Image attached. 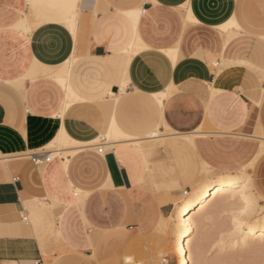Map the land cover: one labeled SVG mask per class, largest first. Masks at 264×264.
Instances as JSON below:
<instances>
[{
	"label": "crops",
	"instance_id": "1",
	"mask_svg": "<svg viewBox=\"0 0 264 264\" xmlns=\"http://www.w3.org/2000/svg\"><path fill=\"white\" fill-rule=\"evenodd\" d=\"M157 1H116L96 14L98 0H62L63 20L49 6L39 16L33 11L42 23L31 35L12 25L18 16L8 8L11 2L0 1V151L7 156V171L0 170V264H62L69 253L72 264H91L87 257L99 239L106 243L140 228L152 234L173 210L171 201L159 202L138 188L148 166L153 174V161L166 158L155 142H143L147 153L127 143L106 154L84 146L68 161L61 156L36 164L27 152L51 141L61 123L79 138L101 134L113 117L136 138L166 128L173 131L159 141L166 153L164 139L177 135L170 146H193L198 161L220 172L240 169L257 155L263 137L256 133L264 131V13L254 4L264 0H223L224 19L196 0ZM181 5L193 8L195 23L186 25L176 7ZM138 7L143 12L136 28L124 11ZM75 10L96 15L80 23L89 46L82 64L72 54L75 31L63 25ZM233 16L242 32L234 28L225 44L218 26ZM137 29L148 48L131 60L127 51ZM173 47L176 64L161 51ZM32 57L39 67L38 57L49 64L66 59L60 69L76 58L71 84L84 100H98L77 102L60 117L64 91L57 83L26 80V92L17 91L11 84L22 82L12 80ZM158 91L168 93L163 107L153 97ZM109 179L113 186H106ZM171 264H177L175 256Z\"/></svg>",
	"mask_w": 264,
	"mask_h": 264
},
{
	"label": "rangeland",
	"instance_id": "2",
	"mask_svg": "<svg viewBox=\"0 0 264 264\" xmlns=\"http://www.w3.org/2000/svg\"><path fill=\"white\" fill-rule=\"evenodd\" d=\"M0 1L3 2L4 0H0ZM61 1L62 0H32L31 4L26 5L28 8L27 13L29 15L30 23L33 22L35 24L39 22L35 24L36 27L33 24L32 27H34V29L32 30L30 29L31 31L30 30L28 31L30 32L28 33V35H31L34 31H37L42 23V20L40 18L38 20L37 19L34 20V18L30 16V12L36 11V13L39 16V11L41 10V8L49 6L50 8H53L54 16L55 17L61 16L63 20V18L66 16V13L62 9L63 3ZM100 1H101L99 2L100 13H103L106 9L111 8L112 6L116 7L117 6L116 1L119 3L122 2L123 0H115V1L100 0ZM196 2L197 4L199 3V5H207L208 12H210L211 14L217 13L220 19H224L228 15L225 12L226 11L225 7H223L225 4L223 0H196ZM254 5L260 7L261 12L264 13L263 2H257ZM11 6L12 7H8V6L5 7L14 9L15 6L13 4ZM127 8H123L122 10H125ZM180 12L183 15V11L180 10ZM91 15L96 16L95 14H91V13L86 14L82 12L79 14L76 22L75 34L73 35V41L75 47L72 54L75 53L77 55L79 64L84 63L89 57L88 56L89 46L87 45V36L84 34V32L86 31V25L85 24L81 25L80 23L82 22V20L86 18H91ZM63 25L67 27L64 21H63ZM24 32L26 33V31ZM38 59L39 62L41 63L40 64L41 68L39 73L36 74L31 73L32 75L28 74L29 69L30 71H35V69L32 66V64L34 63L32 57L30 65L28 66L27 70L21 75V77L12 80V81H21L22 83L21 84L10 83L13 88H15L19 92H23L24 94L26 92V80H30L34 82L36 79L39 78L49 79L50 81L57 83L60 87H62V85L59 84V82H57L56 80L53 79L52 76H50L51 74L46 67L47 66L51 67L52 71L59 70L64 64L66 59L63 61V63H58V64L43 63L39 57ZM47 72L49 74H46ZM262 79H264V77H262ZM86 100L95 101L98 99L87 98L83 101ZM62 108H64V105L62 106ZM61 112L62 111L58 113L59 116ZM68 129L70 133L74 137H76L72 133L70 128ZM163 132H164V134L162 133L163 136L154 139L155 141L152 139H147V140L145 139L144 141L142 140V144L143 142H147V143L159 142L161 138L164 137V135L173 133V131H170L166 128ZM96 136L98 137L100 135L96 134L94 137ZM262 136L264 137V135ZM91 138L93 137L79 138V139L87 140ZM176 138H178L177 135H169L164 139L169 145L167 149L168 153H166L165 147L158 145L159 152H163V154L166 155V158L154 160L153 163L155 170L153 174H151L149 170H147V175L145 180L142 183H140L138 186L141 194L148 189L149 192H151L154 195V197L158 199L159 202L171 201L173 203V210L171 214L166 219H164L162 223H160V225L157 227L155 232H153L152 234H148L143 229L140 228L138 229V232L136 234L133 231L124 230L116 237L113 236L114 238L112 237L113 239L106 243L104 242V240L99 239L91 250V253L94 256L91 257L88 256L87 259H91V264H136V263L171 264L175 256L173 250L175 231L171 217L174 215L176 207L180 204L181 200L186 196V194H184V191L185 190L191 191L193 188L199 187L201 185L203 178L204 181H211L217 179L219 176L223 174L224 175L228 174L232 176L233 175L237 176V174L238 175L241 174L244 175L245 177L246 176L250 177V181L248 182L250 186L247 189V191L249 190L248 192L254 200L253 204H251L249 208L248 207L246 208L245 205H243L240 202L241 200L238 199L239 198L238 195L228 196V198L224 200L225 203L227 202V204H225L224 207H221V205L217 203V199H214L210 203L206 204L199 213V216L201 217L197 215L196 218V220L198 221L200 219H204L205 230L201 236L198 234V232H194L192 234V239L189 244L190 245L189 252L192 259H190L189 264H195L192 251H194V248L200 242L202 246V250H201L202 259L206 264H216L217 260L220 259H222V264H264V239L257 238L256 235L255 236L256 241L251 243L242 242V238H244V236L246 235L245 226L247 224H250L251 221L253 220L251 216H250L251 219L249 218V215L255 213L259 214L260 216H262V214L264 215V156L260 160L256 159L255 161H253V163H251V161L255 158L254 157L247 165L232 172L215 171L207 163L198 161L194 153L193 146L182 149H178L170 146V142L172 140H175ZM187 138L193 140L194 136L188 135ZM55 139L56 138L53 137L51 141H49L43 147L39 148L36 152L47 151L49 152L48 154H50L52 160L55 159L56 157L60 158L62 154L54 155L53 152L54 149L62 148L63 146L59 145L60 143L58 142V139L57 140ZM106 141L109 140L108 139L104 140L103 137L102 138L99 137V140L96 142L97 144L100 143L98 146L96 147L88 146V147L95 148V150L98 153H100L98 151L99 150L98 148L102 147L103 148L102 154H106L112 148L111 146L110 147L108 146L109 144H105ZM50 150H52L53 152ZM27 153L28 156H31L35 152L28 151ZM2 155L3 153L0 151V156ZM0 162H3V159H0ZM204 164L207 166H205ZM204 166L206 167V169L208 168L206 172H204ZM151 175L154 179L151 177ZM164 178L167 179V181H172V182H166V184L159 183V181H162ZM79 192L75 191L76 194ZM77 195L79 197L80 193ZM254 209H256L257 211ZM251 210L252 211L254 210L256 212L251 213ZM242 222L244 224L240 225V223ZM71 255L72 253L63 256L62 264H72L70 257ZM95 257L99 262L96 260ZM127 257H131L130 262H127L126 260ZM164 258H167L168 260L166 263L163 262ZM48 261L49 260H47V262Z\"/></svg>",
	"mask_w": 264,
	"mask_h": 264
},
{
	"label": "bare ground",
	"instance_id": "3",
	"mask_svg": "<svg viewBox=\"0 0 264 264\" xmlns=\"http://www.w3.org/2000/svg\"><path fill=\"white\" fill-rule=\"evenodd\" d=\"M9 1L15 6L12 11L14 12L15 15L18 16L16 23L13 25L16 28L21 29L22 31L23 30L26 31V33H30L28 31L30 29L31 30L34 29V27H32L34 23L33 22L30 23V21H29V15L26 14V9H27L26 5L31 4L32 0H25V1H23V0H9ZM147 1L153 2L154 4L158 3L157 0H147ZM99 2H101V1L98 0V2L96 3L97 6H95L96 7L95 8L96 14L98 12H100ZM176 7L179 10L183 11L184 20L186 22V25L187 24H193L197 21L196 18L194 17V11H193L192 7H187V6L185 7L184 5L176 6ZM142 12H143L142 7H138L135 9H130V10L124 11V13L133 20L136 28H137L138 19H139ZM78 13H79V11L75 10L73 15H71L70 17H68L64 21V23L67 25V27L72 32H74L75 28H76V19H77ZM30 16H32L34 18V20L39 19L38 16L36 15V13H34V12H32L30 14ZM37 23H39V22H37ZM37 23H35V24H37ZM35 24H34V26L36 27ZM218 28L221 30V32L224 33L223 39H224L225 44H227L230 41V39L235 35V33L233 32L234 28H236L242 32V27H241L239 21L234 16L230 17V19H228L225 23L223 22V24L219 25ZM263 39H264V37H263ZM146 48H148V46L142 41V39L138 33V29H137V35L135 38V42L127 51V53H129V55H130V59L132 60V58L138 52H140ZM161 51L164 53V55L167 57V59H169L173 64H176L177 58L179 56V51H178L177 47H173V48H169V49H163ZM74 60H75L74 57L69 59L67 64L65 65V67L63 69L56 70V71H49L51 74L50 76H52L54 80H56L57 82H59V84L62 85V88L64 91V104H63L64 108H62V110H61L62 111L60 114L61 117H63L64 112L67 109H69L73 104L84 100V98H82L76 92L77 90L74 89V87L70 81V73H71V68H72ZM32 66L35 69V71H30V69H29L28 74L32 75V74L39 73L40 67L37 64V62L34 63ZM46 74H49V73L47 72ZM127 83H128V78H126V80L122 86V92L125 91V86L127 85ZM119 97H120V95L116 96V101L119 99ZM153 97L158 102V104L161 107H163L165 99L168 98V93L166 91H158V92H155L153 94ZM159 120H161V119H159ZM161 122H159V123H161ZM61 124H62L61 127L57 131L58 133L54 137L56 138L55 140L58 139V142L60 143L59 145H62L63 147L58 148V149H54V152L52 150H50V151H52L54 153V155L57 153H59L60 155L62 154V157L65 158V160H67V161H68L70 156L74 155L77 150H79L80 148H82L84 146H87V147L88 146H95V147L98 146L100 143L97 144L96 142L99 140V137L100 138L103 137L104 140L108 139L109 141H106L105 144H109L108 145L109 147L110 146L114 147V145H116V144L118 145V144H122V143H127V144H131V145L135 146L136 148H138L142 152L147 153L149 146H147V147L143 146L142 140L144 141L145 139H156V138L163 136V134H164L163 130L162 131L160 130L161 127H160V129H158V128H156L157 127L156 126L155 129L150 131L145 138H143V137L142 138L141 137L136 138L132 134L128 133L129 131L126 132L124 129H122V127L119 125V123L113 117L110 124L106 128V130L103 131L101 134H99L100 136H98V137L96 136V137L92 138L91 140L85 141V140L75 139L73 136H71L68 133V131L64 127V124L63 123H61ZM256 134L262 136V135H264V131L259 129ZM186 137H188V135ZM156 143L161 145L162 147H164V145L162 143H160V142H156ZM98 149H100V148H98ZM47 153H49V152H47ZM263 153H264V139L261 142V146H260V149H259L257 155L251 161V163H253V161L258 159V157L260 155H262ZM22 155H23V153H22ZM6 158H7L6 155L0 156V159H3V162H0V170L3 172L7 171ZM205 166H207V165H205ZM205 166H204V172H206L208 169V168L206 169ZM148 170L152 174V170H151L150 166H148ZM209 170H211V169H209ZM151 177H152V175H151ZM249 181H250L249 176L245 177L244 175H241V174H239V175L237 174V176H235V175L232 176V175H228V174L224 175L223 174V175L219 176L217 179H214L211 181H204V178H203L201 185L199 187H195L191 191H188V190L184 191V194H186V196L181 200L180 204L176 207L174 215L171 217V219L173 221V222L172 221L171 222L174 226V231H175L174 241H173V250H174L175 256L177 258V264H189L190 259H192L190 252H189V247H190L189 244H190V241L192 239V234L194 232H198V234L200 236L204 233V230H205L204 219H200L198 221V220H196V218H197V215L199 216L201 209L206 204L210 203L214 199H217V203L219 205H221V207H224L225 204H227V202L225 203L224 200L226 198H228V196H234V195H238V197H239L238 199L241 200L240 202L243 205H245L246 208L247 207L249 208V206L251 204H253L254 200H253L252 196L249 194V192H248L249 190L247 191V189L250 186L248 183ZM162 184H166V182L165 183L162 182ZM106 186H113L110 179H109V182L107 183ZM75 189H76L75 190L76 192L81 191L78 188H75ZM254 210H256V209H254ZM254 210L253 211L251 210V213L257 211V210L256 211H254ZM250 216L253 220L251 221L250 224H247L245 226L246 227V235L244 236V238H242L243 243H251V242L256 241V239H255L256 235H257V238L264 239V215L262 214V216H260L259 214L255 213V214L249 215V218H250ZM199 217H201V216H199ZM243 224H244L243 222L240 223V225H243ZM201 250H202V246H201V242H200L194 248V251H192L193 252L192 255H193L195 264H206L204 262V260L202 259ZM126 260H127V262H130L131 257H127ZM136 264H140V263H136ZM216 264H222V259L217 260Z\"/></svg>",
	"mask_w": 264,
	"mask_h": 264
},
{
	"label": "built area",
	"instance_id": "4",
	"mask_svg": "<svg viewBox=\"0 0 264 264\" xmlns=\"http://www.w3.org/2000/svg\"><path fill=\"white\" fill-rule=\"evenodd\" d=\"M99 152L102 153L103 152V148L100 147ZM32 160L36 163V164H43V163H48L50 162L52 159L50 157L49 154H47V152H36L33 153L31 155ZM168 260L167 258L163 259V262L166 263Z\"/></svg>",
	"mask_w": 264,
	"mask_h": 264
}]
</instances>
